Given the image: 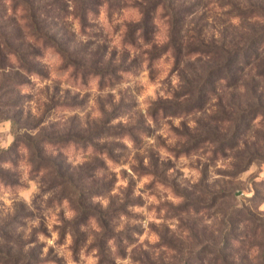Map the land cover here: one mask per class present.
<instances>
[{
  "label": "clouds",
  "instance_id": "1",
  "mask_svg": "<svg viewBox=\"0 0 264 264\" xmlns=\"http://www.w3.org/2000/svg\"><path fill=\"white\" fill-rule=\"evenodd\" d=\"M170 2L171 0H95L93 6L82 9V0H65L67 14L64 20L70 25V31L76 38L87 43L95 35H102L109 42L105 60L111 57L112 49H116V63H124L127 66L125 69H118L111 78L112 83H106L103 88L100 87V75L85 72L84 69L77 72L73 65L67 63L63 54L52 47L44 51L42 60L37 57L43 65L49 66L47 79L42 80L35 74L29 76L28 71L21 68L15 54H9L11 66L0 68V78L2 74L10 73L13 69L29 77L35 88L25 86L21 92H35L45 100L47 93L44 90L56 83H59L61 89L71 88L74 94L79 92V100H84L85 94H88L84 110H64L65 118L78 115L81 121H99L104 115L99 110V100L107 101L111 97V103H105V108L111 112L113 104L118 105L123 97H130V112L112 119L111 126H123L127 129L142 118L146 127L152 130L151 135L140 134L139 145L128 133L116 137L127 150L126 159L119 163L110 159L106 152H94L91 146L87 151L81 149L70 159L76 166L88 162L93 155L99 156L106 162L108 173L114 174L115 184L110 193L107 196H93L94 204L98 203L106 210L111 202L110 198H118V203H123L125 193L132 184V198H140L143 201L142 206H128V212L132 213L133 217L141 218L121 214L115 228L117 234L124 232L127 225H138L142 229V233H132L134 243L130 244L127 239L123 241L126 255L122 257L118 254L116 236L107 240V249L115 264H147L145 253L149 254L154 264H183V258L188 256V251L185 250L181 258L176 251L168 247L160 234L167 228L169 234L179 236L186 243L191 241L190 233L181 225V217L186 214L177 216L170 212V206L178 207L184 204L185 197L176 194L170 183L162 182L151 171H139L138 157L142 158L143 167L149 170L152 168L150 152L157 154L161 165L170 161L174 167L167 169L168 180L177 178L179 172L182 175H179L177 182L189 190L200 184L203 178L202 169L207 165V184L212 185L219 181L238 186L236 190L239 195L235 196L232 204L234 210H243L249 205V202L256 198L257 187L264 189V0H202L198 11L186 17L187 22L181 32L186 44L195 28L193 19L202 17L206 24V43L214 41L217 47H222L230 44L233 39L239 42L241 38L254 37L260 41L261 58L253 59L246 65L241 64L237 73L238 81L232 86H228V78H220L219 84L225 91L220 92L218 88L220 94L209 96L203 109L194 105L187 111L165 114L163 108H160L154 118V113L161 104L183 105L188 102L192 98L191 92L187 91L190 84L197 76L206 79L205 66L213 62L212 56L200 51L191 54L185 52L178 62V49L175 47L177 37L174 36L175 13L169 6ZM0 3L7 9L8 16H12L13 0H0ZM20 23L24 24L25 21L21 20ZM27 41L36 42L32 35L27 36ZM40 46L43 47L42 44ZM189 65L192 68L187 67ZM84 77L86 87L81 83ZM236 100L240 106H231L230 101ZM31 111L36 118L42 114V109L37 106L36 101L32 102ZM224 112L233 117L225 120L220 129L227 139L233 138L237 127L242 125L241 113H254L248 126L241 127L239 135L235 137V144H226L222 153L216 151L219 142L211 141L191 154L182 150L190 137L178 135L174 129L183 133L186 126L189 132L195 135L200 129L201 121H209V118L222 119ZM38 131L39 129L31 132V135L35 136ZM16 140L13 121L0 118V154L8 152ZM99 143L104 141L100 140ZM254 148L260 149L261 154H250ZM19 152L22 154L19 165L22 176L17 178L19 183L15 186L9 184L6 187L0 182V211L5 215L8 212L14 213V205L21 202L33 213L37 211L34 202L44 209L41 215L28 219L26 227L17 229L23 234V251L27 253L39 243L43 245L41 259L45 264H56V261L46 259L50 249L62 259L63 264H100V249L95 245L97 235L102 234L103 229L94 218L91 219L90 229L81 227V231L87 232L88 235L86 241L78 246L70 226L77 212L67 199L60 203L53 202L51 207H46L53 193L47 190L45 172L33 171L27 147L20 145ZM0 169H13V163L0 162ZM99 174L104 175L103 172ZM257 211L264 219V200L257 204ZM192 215L210 229L219 227V212L215 215L205 212H200L198 216L196 213ZM41 216L47 235L39 231ZM65 222H69V226L65 227ZM152 226H155L156 230ZM244 227V224L239 225V230L243 231ZM34 230L36 240L32 242ZM234 247L237 250L236 264H264V227L254 232H245L234 241ZM205 264H208V261H205Z\"/></svg>",
  "mask_w": 264,
  "mask_h": 264
},
{
  "label": "rangeland",
  "instance_id": "2",
  "mask_svg": "<svg viewBox=\"0 0 264 264\" xmlns=\"http://www.w3.org/2000/svg\"><path fill=\"white\" fill-rule=\"evenodd\" d=\"M188 3L192 4L198 11L202 0H188ZM13 6L14 5H12V9ZM19 16V13L15 15L14 12L12 16H8L7 9L2 3H0V35L7 34L9 31L13 32L14 28L17 26L12 21L14 20L12 17L17 18L18 20ZM192 22L195 24V32L193 35L201 33V38L206 42V34L204 32L206 24L203 22V18H194ZM7 28L9 31H7ZM68 29V35L75 37L76 39V42H73L72 46H79L78 42L80 41L74 36L75 34L70 31V28ZM102 40L109 44L107 39L100 34L91 38V41H93L94 44L86 52L87 61L93 62L99 58L98 43ZM213 43L214 41L207 43V45ZM0 47L4 54L6 50L5 46L1 43ZM43 56L44 51L41 60L43 59ZM111 57L112 59L109 58L108 60H105L104 58L103 64H98V66L100 68L105 66L110 59L112 61L111 63L114 65L124 64L116 63L118 57L116 49H112ZM35 65H37L38 68L35 75L39 76L42 80L49 78L48 65H43L40 60L35 62ZM6 66H11L10 62H8ZM6 66L2 65L1 68ZM29 76L31 75L29 74ZM25 86L33 89L35 88V85L29 77L22 75L20 71H16L15 69L10 73L2 74V78H0V118L11 119L17 134V140L8 152L0 154V162L11 161L13 163V169H0V182H3L6 187L9 186V184L15 186L19 183L17 178L22 176V172L19 169L22 160V154L19 152V147L20 145L27 147L30 152L29 162L32 164L33 171L39 173L43 170L45 172L44 180L47 184V190L53 193L52 197L47 202L46 207H51L53 202L60 203L63 199H67L73 210L77 212V216L72 222H70V226L79 230V234H83V237H81L82 240L85 241L88 233L81 231V227L83 226L84 228L90 229L91 219L94 218L101 228L104 225H108L107 229L102 228V234L97 235L95 246H103L102 248L106 252L109 260L108 264H115L114 258L107 249V240L116 236L118 254L122 257L126 255L123 241L127 239L130 244L134 243L135 239L132 236V233H142V229L138 225H127L124 232L117 234L115 228L118 226L121 214L132 218H141L139 216L133 217V214L128 212V206L134 204H140L142 206L143 201L140 198H132V188L134 187V184H132L125 193L123 203H118V198H110L111 202L106 210L103 209L100 204H94L92 202L93 196H107L110 193L111 190L109 192H107V190L108 188L112 189L115 184L114 174L108 173L106 162L99 156L93 155L88 162L76 166L70 162V159L78 154L81 149L87 151L89 146H85L84 140L81 138H86L90 141V146L93 148L94 152L101 154L106 152L108 157L116 163L126 159V147L115 139L116 136L110 135L109 132L104 130L115 127L124 128L123 126H111V120L130 112L132 107L130 97L125 96L122 98L120 104H113L111 112L107 111L105 103H111L112 98L109 97L107 101L101 99L99 100V110L104 114L103 119L99 121H81L78 115L65 118L63 111H75L77 108L84 110L87 106L86 100L88 94H85L84 100H79V92L74 94L71 88L61 89L59 83H56L50 88L46 87L44 90L47 93V98L45 100L38 97L35 92L22 93L21 89ZM86 86L87 85H85V87ZM100 87L103 88L104 86ZM217 88L220 89V92L225 91V88H222L221 86ZM33 101H36L37 106L42 109V114L39 118L32 115L31 109ZM169 112L171 111H168L166 114ZM46 121L47 124L45 125ZM85 124L87 126H85ZM221 127L222 125L220 124L216 125L213 122L211 123L209 118V121L200 122V129L195 135H192L186 126L183 133L178 129H174V131H176L178 135H188L190 137L188 144L184 145L182 150L187 154H191L192 151H199L200 148L205 147V143L196 144V141L198 140L197 137L203 134V130L207 131L211 128L215 130L217 137L221 138L223 136L220 132ZM37 129H39L37 134L35 136L31 135V132ZM99 129L103 130V133H101V135H96V132H98ZM124 129L129 131L128 134L132 136L138 145L141 143L140 134H152V130L146 127L142 118L137 120L133 126ZM100 140H103L104 143H99ZM223 149L224 147L219 145L216 151L222 153ZM216 151L213 153L214 156L216 155ZM250 154L260 155V149L254 148ZM149 155L152 168L150 170L145 169L143 167L142 158L138 157V159H140L139 171H151L152 174L162 182L170 183L176 194L191 193L192 197L198 200L206 198L205 202L209 203L212 207L206 211L205 214L211 213L215 215V213L219 212L221 215L219 227L215 230L202 225L201 220L194 217L193 230L196 238H191L190 242L186 243L179 236L169 234L167 228H164L160 233L163 240L164 237L167 238V240L173 239L175 243L182 244V246L186 245L188 248H202V245L200 246V244L204 241H208L215 246H219L220 244V246H222V242H224V244L231 242V239L227 238V235L229 234V226L231 225H233L234 228L238 227V231L234 235L235 237L238 235V238L247 231L254 232L258 228L264 227V219L261 218V214L257 211V204L261 200H264V189L257 187L256 198L249 202V205H246L243 210H235L237 213L236 215L233 213L234 209L232 208V204L235 200V196L239 195V192L236 190L238 187L237 185H233L232 183H221L219 181L212 185L207 184L206 180L208 172L207 165H205L202 169L203 178L200 184L193 186L192 189L189 190L187 187H181L177 182L179 175H182L179 172L177 178L172 179L171 181L168 180L166 175L167 169L169 167H174L170 161L161 165L156 153L150 152ZM101 172H103L104 175H100L99 173ZM203 187L206 188L208 192H212L213 195L216 192H220V194L223 195V198L217 201L215 200V202L212 203L211 199L208 198V195H202L200 189ZM125 203L126 205L124 207L123 205ZM34 206L37 208L35 213L29 211L26 205L22 202L14 205V213L8 212L5 215L3 211H0L1 250L7 253L9 258H21L23 261L20 264H45V261L41 259L43 245L37 243L35 248H32L25 253L23 251V234L17 231V229L27 226L26 221L28 219L35 218L37 215L42 214L44 209L35 202ZM175 209L176 207L170 206V212L174 215ZM237 211L240 213L239 215ZM200 212L203 211L200 209L194 210V213H196L197 216ZM113 215H115V218ZM41 218L42 223L39 231H43L47 235L48 233L43 223V217L41 216ZM246 218L251 220H246ZM253 220H256L259 226L254 225ZM241 224L245 225L243 231L239 230V225ZM67 226H69V222H65V227ZM152 227L156 230L155 226ZM225 229H227V231H225ZM35 231L36 230H34L33 236L31 237L32 242H35L36 240ZM6 238H11L12 242H7ZM46 259L54 260L56 261V264H63L62 259L58 258L54 254V250L51 249ZM232 263L236 264V261L234 260ZM1 264L6 263L1 262Z\"/></svg>",
  "mask_w": 264,
  "mask_h": 264
},
{
  "label": "trees",
  "instance_id": "3",
  "mask_svg": "<svg viewBox=\"0 0 264 264\" xmlns=\"http://www.w3.org/2000/svg\"><path fill=\"white\" fill-rule=\"evenodd\" d=\"M95 4V0H82V9H87ZM13 12L14 14H20L18 20L12 17V20L17 27L14 28L13 32L9 31L7 28V34L0 35V46L1 43L5 46L6 50L3 51L0 47V68L2 65L6 66L9 61V54H15L20 62L21 68L28 71L30 75L36 74L38 71L35 62L37 57H42L43 51L48 47L54 48L56 51L63 54L67 63L73 65L77 72L84 69L85 72H94L101 76L100 86H105L106 83H112V77L118 69H125L127 66L114 65L111 59L106 63L105 66L99 67L98 64H103V60L108 54L109 44L105 41L99 42V58L97 60L87 61L86 52L94 44L91 39L87 43L78 42L79 46L73 47L72 43L76 42L75 37L68 35L69 24L65 23L64 17L67 14V5L65 0H13ZM172 11L175 13L174 21V36L177 37L175 47L178 49L177 60L179 62L180 57L187 52L191 54L195 51H200L205 55H210L213 58V62L205 66V71L207 72V78L203 76H197L195 80L190 84V88L187 90L191 92L192 98L185 104H173V105H159L156 112L154 113V118L159 113V109L163 108L165 114L168 111L172 113L179 111L190 110L194 105L203 109L205 104L208 102V98L211 95H219L217 92V87L220 86V78H228V86H232L237 83L238 75L240 71L241 64L251 63L253 59L260 60L261 51L259 50L260 41L254 37L241 38L239 42L232 40L227 46L217 47L215 43L207 45L204 39L201 38V33L198 35H191L187 44L184 41L181 32L183 31L184 24L187 22L186 17L191 15L197 10L192 4L188 3V0H171L170 5ZM5 16V15H4ZM25 21L21 24L20 21ZM193 23V22H192ZM10 27V26H9ZM25 29H28L26 32ZM193 33L195 30H192ZM71 34V33H70ZM32 35L36 42L28 43L27 36ZM75 36V35H74ZM11 43V44H10ZM43 45L41 47L40 45ZM241 44L243 47H241ZM14 45V46H13ZM26 46V47H24ZM260 51V52H259ZM97 55V54H96ZM126 57V54H125ZM34 65H32V64ZM264 63V62H262ZM97 64V65H96ZM192 68L191 65L187 66ZM194 71V68H193ZM81 83L86 84V77L81 80ZM223 99V98H222ZM230 105L234 107H239L240 104L236 100L235 102L230 101ZM254 113L250 112L248 114H240V120L243 121L242 125L237 127L236 132L233 134V138L227 139L224 136L221 138L217 137V133L213 129L207 131L203 130L202 135L197 137L196 144H207L209 141L216 143L219 142L220 146L225 147L226 144H235V137L239 135L241 127H247L250 119L253 118ZM222 119L210 118L211 123L223 125L225 120L233 118L230 117L226 112L222 113ZM100 131V132H99ZM104 131L110 133V135L120 137L129 131L124 128H109ZM96 135H101L103 130L99 129ZM99 133V134H98ZM84 140L85 146H90L91 143L86 138H81ZM76 141V140H75ZM200 141V142H199ZM258 155V154H254ZM1 179V176H0ZM111 188H108L109 192ZM202 195H208L212 203L215 200L223 198L220 192L212 194L208 192L206 188L200 189ZM185 197V203L176 207L175 215L180 216L181 213H185L186 216L181 217V225L184 229L190 233L192 239H195L194 234V223L193 218L195 209H200L203 212L211 209V205L203 200H198L192 197L191 193L178 194ZM212 196V198H211ZM126 203L123 205L125 207ZM116 211V210H115ZM113 212V211H111ZM238 212V211H237ZM234 214L237 215L235 210ZM240 213L238 212V215ZM115 218V215H113ZM111 218V217H110ZM251 218V217H249ZM246 218V220H251ZM253 219V218H252ZM253 224L259 226L256 220H253ZM108 225H104L102 228L107 229ZM76 236V243L78 246L82 245L85 240H82L83 234H79V230L72 228ZM238 227L234 228L233 225L229 226L228 239H231L230 243L222 242V246H215L214 244L204 241L202 248H188V246H182V244L175 243L173 239L167 240L164 237V242L169 248L176 251L181 258H183V253L185 250L188 251L187 258H183V264H233L235 260V254L237 250L234 247V241L238 240L237 233ZM7 242H12L11 238H6ZM233 242V243H232ZM184 244V243H183ZM100 249L101 261L100 264H108L109 260L107 258L106 252L102 248L103 246H97ZM1 227H0V264L5 262L6 264H20L23 260L21 258H9L8 254L1 250ZM199 249V250H197ZM147 264H154L149 254H144Z\"/></svg>",
  "mask_w": 264,
  "mask_h": 264
}]
</instances>
